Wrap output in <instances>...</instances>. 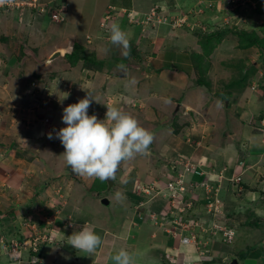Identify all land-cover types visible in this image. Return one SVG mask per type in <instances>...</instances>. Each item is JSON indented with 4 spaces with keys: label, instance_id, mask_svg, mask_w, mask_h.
I'll return each mask as SVG.
<instances>
[{
    "label": "crops",
    "instance_id": "obj_1",
    "mask_svg": "<svg viewBox=\"0 0 264 264\" xmlns=\"http://www.w3.org/2000/svg\"><path fill=\"white\" fill-rule=\"evenodd\" d=\"M44 1L49 2L53 0ZM69 1L71 2L73 0ZM125 1L132 3V0L107 1L106 6L102 9L104 11L101 18L103 19L105 17L111 6L117 8L124 7L125 9L132 8L144 15L148 14L155 6L159 7L164 5L162 0H157L155 3L148 5L145 10H137L133 7V4L131 7H125ZM83 2H87V0ZM100 2L101 0H97L96 4ZM175 2H177V5L179 4L178 1ZM82 9L83 8L80 6L77 19L74 18L75 11H73L70 13V17L67 19L69 21L66 24L56 26L53 25L50 19L45 20V18L35 14V16H32L28 11L24 14L23 19V11L5 14L4 20H0V40L4 37H6L7 41H9V39L12 40L11 43L14 40H19L20 44L25 47L23 50L24 53L36 57L41 53V49L37 48L40 47L41 43L38 42L37 36L33 37V34L39 33L43 36L42 38L46 37L53 42L56 38L60 39V35H67L68 33L75 36L62 39L61 43L65 46H60L59 50H69L73 45L70 43L68 46L67 41L75 37L79 39L80 21L78 19L81 16ZM122 16L123 15H117L116 19L111 21L109 25L113 23L118 24L121 30L127 34L130 48L133 46V48L136 49L135 53L130 52L129 60L125 63V67L129 66L128 73H135L139 76L137 84H135L136 88L138 91L143 92L149 85L143 82L145 77L151 80L155 74V78L161 80L163 88L166 87L168 91L164 90V96H162V98L159 97V93L153 91L150 93V96L142 94L135 98L128 96L124 92L114 93L111 96L119 95L125 97L127 100L134 101L132 103L134 108L130 104L123 107L128 111H136L140 104H143V106L150 105L152 107L153 113L157 114L160 122L155 128L148 127L145 129L153 134V132L157 131L161 126L162 128L169 126V140L164 142L163 145L172 150V152L177 153L172 160L174 163L169 166L159 161L161 158L160 156L157 160H153L149 158V155L148 159L138 158L135 162H132L131 170L127 172L128 180L126 181V187H121L123 188L121 189L123 192H120L121 199L126 202V206L119 214L124 211H126V213L124 212V218L118 224V230L114 225L113 218H110V215L112 213L115 214V212H111V209L108 211V208H112L113 201L111 197L109 198L105 195L107 188L97 189L95 191L91 190L87 187L88 185L85 181V177L87 176L77 177L76 175L77 180L72 177L74 174L71 173L70 167L69 173L66 175L68 179L66 182L60 183V179L64 176L61 177L55 173L49 174L48 169L42 162V148L36 147V151H39L38 154L27 153L26 149L21 145L17 146L15 143L4 145L3 142L5 137H3L4 139L0 141V203L3 202L2 200L9 201L10 199H20L26 202L23 203L24 206L28 203L34 205L35 202L33 203V201H36L37 204L41 203L44 206V204L53 200L54 204L49 203L51 207L49 210L51 211V209H54L55 211H52H54L55 214L53 218L50 217L48 223L52 224V228L49 229L48 233L52 237V242L42 247V251L38 258L40 264H47L45 260L50 259V256L53 255L52 251L54 245L64 244V246H71L68 244L67 238L74 232L81 231L84 225H87L89 229L101 237L102 244L94 253L90 254L84 252V256H82L81 259L78 257L74 258L73 260H75L76 263L82 260L84 264H115L112 257L117 254L120 249H125L132 255L133 264H149L146 261L150 260V252L156 254V259L151 261L150 264L214 263L216 262L214 261V257L213 259H209L213 254L211 251L203 255L196 248V245L183 244L180 237H176L169 232L174 230V227L169 222L171 217L175 218L180 216H178V212L175 209L176 211H174L173 214H168L170 215L168 220L163 219L161 213L166 206H168V202L163 194L158 193V190L164 189L165 186H162V184H164L165 180L166 183L171 180L168 179L167 176L172 170L177 177L179 173L184 170V166L181 165L182 161H189L196 167L198 173L186 176V180L191 183L192 181L196 182L202 186V188L187 193V196L185 195L188 201L194 203L192 207L195 208V206L198 205L195 200H192V197L202 198L204 191L208 192L206 189L207 187L209 188L210 185L213 188V196H215V190L218 189V191H220V198L224 205H226L230 199L234 201L233 203L240 204V208H237L236 205L235 209L243 217H245L243 214L246 212L244 208H247V206L249 207V205H254L257 201H261L260 209H253L256 217L264 219V192L263 194H259L258 198L255 196V193H257L256 189L260 188V190H262L260 185L264 184V92L262 93L263 97L260 98L251 89L246 90L243 95L237 94V91L227 100L222 99V95L218 94L219 92L212 97L210 95L208 96L205 92H197L200 89L199 86H201L196 77L198 68L192 59L193 55L189 53L191 51L188 49L185 50L186 48H182V46L180 47V44L187 39V37L182 39V36L186 33L181 30L180 32L170 31L166 25L159 26L160 28L156 29V33L154 32L155 30H152L151 33L149 31L150 27L143 31L142 27L130 25L127 19ZM101 22L102 20L99 22V28L102 32V36H100L99 39L96 40V37L94 38V33H89L85 38H80L78 42L87 49L91 48L92 51H89V49L88 51L95 52L96 59L102 62L100 64H104L108 67L109 63L107 61L110 59H102L99 55L104 52L103 50L109 51L112 43L104 42L108 40V38L106 40L104 39L108 34L106 35L104 33L105 29H101ZM89 24L91 27V22H89ZM85 26L86 22L84 20L82 28H85ZM20 28H22V34H20ZM107 30L109 32L110 28ZM131 31L134 32L132 36L129 35ZM145 37L147 40H145ZM26 39H29V42H25L24 40ZM100 40H103L104 44L99 43ZM33 42L40 45L31 47ZM4 45L7 44L1 41L0 47ZM28 48L30 50H28ZM114 48L118 52V60L124 61L125 57L122 56V48L117 45H114ZM191 49H193L195 55L198 56L204 53L199 43L197 46H191ZM0 51L2 50L0 49ZM5 52L6 51H4L3 54H5ZM31 52L33 53L31 54ZM70 52L71 51H67V53ZM66 54H64V56ZM50 55H53V53ZM2 59L4 60V58ZM116 63L121 65L124 62L121 63L120 61H116ZM207 65L208 64L204 62L205 68ZM102 67L103 70H107L105 66ZM207 68L208 71L211 72L212 66L211 68ZM0 70L3 73L5 71L4 66L2 67L0 65ZM107 72L109 73L105 75V82L100 85L101 89L104 91L106 90V84L113 80V75L111 74H114L115 70L112 68L110 71L107 70ZM127 77L128 81L129 76ZM205 88L210 90L208 87ZM189 90L194 91L195 94L200 93V97L203 95L205 96L201 98L200 103H194L193 105L191 104L190 107H185L188 104V98L192 99L194 97L189 96L190 94L187 93ZM224 92L228 91L224 89ZM174 93H178V96L173 97ZM206 96H208L209 102L207 98L203 100ZM151 99H155L156 102ZM168 100L172 103L170 107H168L169 105L166 103ZM215 100L222 104L221 108L218 107V103ZM202 101L206 104V107L203 105ZM155 103L158 108L156 110L152 106ZM175 106H177L176 112L174 111ZM183 106L186 108L184 111L181 109ZM7 112L8 111H6V113ZM6 113H1L0 111V115ZM235 113H237V115ZM47 144L45 146H47ZM25 147L27 148V145H25ZM24 151L29 158L21 155ZM151 155L155 157L157 153L154 151ZM46 161H48V159ZM119 169L120 167H118L116 175ZM159 171H161V173H158ZM238 177H240L242 181L241 194L235 193L233 186L234 182H232ZM173 179H175V177ZM80 183L85 185L83 189ZM55 185L56 188L54 190ZM137 185L140 186L139 190L136 188ZM203 186H205L206 189ZM144 188L151 189L149 194L142 192ZM245 188H248V190L244 191ZM26 189H30L29 192H31V194L27 192ZM52 189L54 190L53 194L48 193L51 192ZM83 190L86 192H83ZM60 191H62L63 195H59ZM205 197L206 196L203 198L205 199ZM105 198L109 200V205H104L102 203ZM203 198L200 199V202L205 204ZM90 199L93 200L90 201L93 206L88 205V208H86L85 205ZM237 200H240L241 203H238ZM114 203L116 204H114V206L121 205V203L117 202V199H114ZM102 207L104 208L103 211L100 209ZM189 213H196V211L191 208ZM39 215L41 216V214H37L36 216ZM151 215L158 216L159 221L156 223L155 220H152ZM250 218L251 217L248 216L242 219L245 227L248 226L246 222H249V225H251V223H254L255 226L260 224L264 225V223L260 222L256 224V219L252 217L250 220ZM41 219L45 220V217L41 216ZM53 227L58 230L57 234H55L56 232L51 233ZM248 227L250 228V226ZM234 228H236L239 236L238 224L234 225ZM255 231L259 234L253 239V244L256 247L258 246V249L254 248L247 254H244L243 264H261V260L264 257L259 249V245H264V243H261L263 241L262 231L260 228H256L253 233ZM244 233L245 232L241 234V238L246 234ZM250 238L247 239V236H245L244 240L250 241ZM215 244L218 243H214V246ZM250 245H248L247 249ZM168 246H171L172 249L169 250ZM143 250L146 254L145 257ZM167 256L169 258H167ZM231 257L234 256L231 255L228 258L227 256H223L222 259L227 260ZM85 260H88V262L85 263ZM21 264H25V262ZM240 264L242 263L240 262Z\"/></svg>",
    "mask_w": 264,
    "mask_h": 264
},
{
    "label": "rangeland",
    "instance_id": "obj_2",
    "mask_svg": "<svg viewBox=\"0 0 264 264\" xmlns=\"http://www.w3.org/2000/svg\"><path fill=\"white\" fill-rule=\"evenodd\" d=\"M83 1L85 0H73L71 1L72 4L69 0L49 1L52 2L54 5L50 13L51 21L55 26L66 24L69 21L67 19L68 17H70V13L73 11H75L74 18L77 19V17L79 16V8L81 6L83 9L81 11L80 18L78 19L80 21L78 34L79 39L85 38V36L89 33H94L95 35L93 36L94 38L96 37L95 39L97 40L100 38V36H102V32L99 28V22L100 20H102L101 16H103L102 13L104 11L102 9L104 6H106L107 1L109 0H101V2L98 4H96L97 0H87V2ZM155 1L157 0H132V3L125 1L124 4L125 7H131L133 4V7L135 9L145 10L148 5H150L151 3H155ZM162 1V3L164 4L162 5V7H165V9L160 17H162V20L167 19L166 26L170 31L180 32L181 30L186 33L184 34V36H182V39L186 37L187 39L180 44V47L182 46V48H186L185 50L188 49L189 51H191L188 52L193 55L192 59L195 64L197 63V61H200L201 57L195 55V51L191 49V46H197L199 43L200 47H202V44L200 43L201 39L199 36H202L204 34L206 35L212 32H221L223 35L222 42L216 45L214 52H212L211 54V57L209 59L207 58L205 61L209 65H207L206 67L211 68L212 66L211 72L206 70V73H200L199 71L198 73H196V77L198 78L197 81L207 80V83L210 86V90H207L205 86H199L200 89L197 92H205L208 96L210 95L211 97L218 92L219 95H224V86L227 83L226 81H229L233 76L235 77L236 71L238 72L240 68H247L250 75L252 74L249 80L250 84L248 83L250 89L254 93H256L260 98L263 97V90H261V87H263L262 84L264 85V67L262 66V60L260 56L261 54L258 48L256 47L246 50L243 49L240 46L239 37L236 33L240 31H246L248 33L256 31L259 37H263V29H261V27H264V13L261 9L258 8V3H261V6L264 7V0H229V2L228 0ZM175 1H178L180 5H177V2ZM47 3V1L40 0V4L42 6L39 8L41 9ZM160 7L161 6H159V9L161 10ZM55 14H59L60 17L58 19H54L52 16ZM39 17H41L40 14ZM4 18H0V20L3 21ZM84 20L86 22V26L85 28H82V23ZM89 22H91V27ZM153 25L154 23L149 25V31L152 33V30H155L154 32L156 33V29H159L160 27L158 25ZM107 29L108 28L105 29L104 33L107 32ZM133 33L134 32L131 31L129 35L132 36ZM20 34H22V28H20ZM35 36H37V40L39 43H41V45L33 42L31 47H36L37 45H40V47L37 48L41 49V53L36 58L39 61L33 59L32 55L27 56V54H24L23 52L20 53L23 50V46L22 44H20L19 40H14L12 43L10 41V44L0 47V49L2 50L0 51L1 61L2 58H4V61L1 62L2 64L0 63V65L2 67L4 66L5 68V71L3 73L0 70V111L1 113H6V111H8V116L7 113L0 115V141L4 139L3 137H5L3 142L4 145H9L12 143H15L17 146L21 145L23 146V148L26 149L27 153L29 152L31 154L39 153V151H36V147L42 148V162L44 166L48 169L49 174L55 173L56 175H60L61 177L64 176L60 179V183H64L68 179V176L66 175H68L69 173V166L66 164L65 160L61 156L64 153L65 149L59 140H56L55 138L52 140H48L47 134L49 132H52L53 129L59 130L63 127H66L67 125L62 122V116L60 117L59 115H63L64 108L68 107L69 105L78 103L81 99L85 98L88 93L94 98L92 99V103L88 110L89 116L96 115L98 120H105L107 112L106 105H109L116 106L121 109L124 113L134 117L138 121L139 125L143 128H155L159 125V118L157 114L153 113V109L150 105L143 106V104H140L136 111H128L126 110V108L123 107L129 104L133 107L132 103L134 101H131L129 99L127 100L125 99V97L119 95L111 96L114 93L124 92L128 96L135 98L141 96L142 94H144L145 96H150V93L153 91L159 93V97L162 98V96H164V90L168 91V89L166 87L163 88V84L161 83L162 81L155 78L154 73L153 79L148 80V77H145V80L143 81L144 83L149 84L148 87L144 89L143 92L138 91L135 84H137L139 76L135 73H128L129 66L125 67V63L128 62L129 56L128 58H125L123 61L124 63H122V65H124V69H119L117 67L118 64L116 63V61H120L118 60V52L115 50L114 45L111 44V48L109 51L103 50L105 53L103 52L101 55H99V57L102 59H110L107 61L109 63L108 67L104 64L98 65L105 66V69H107L108 71L113 68L115 70V73H110L111 75H113V80L106 84L105 91H101L100 85L101 83L103 84V82H105V75H107V73L109 72H107V70H101L100 68L91 72L88 71L85 66L83 67L82 63H80L76 67L68 65L66 59L64 58V54H66L67 51H72V47L69 50L65 49L66 51L62 50V56L59 59L57 58L56 62L47 63V61H49L52 56L50 55L51 53L54 54V52L56 53V51L59 50L60 46H65L61 43L62 39L70 38L71 36L75 35H71L68 33L67 35H60V39L56 38L53 40V42L51 41V39L48 40L46 37L42 38L43 36L39 33H36L35 35L33 34V37ZM107 38L108 40H106ZM79 39L78 37L71 38L70 41H67L68 46L70 43L72 45H74V43H79ZM104 39L106 40L104 41L105 43L110 42L109 35L106 36V38ZM145 40H147L146 37ZM24 41L29 42V39H26ZM104 42L103 40L99 41V43L102 44H104ZM88 49L89 51H92L91 48ZM28 50L30 49L28 48ZM4 51H6L5 54H3ZM32 53L33 52H31V54ZM131 56L134 57L133 55ZM27 57L31 59L28 60ZM19 63L20 65H18L17 67L16 64ZM253 65L254 67H252ZM237 67L240 68L237 70ZM127 76H129L128 81ZM133 79H135L136 83L134 85L129 84V82ZM126 84H129V87L126 88ZM237 88H239V86H236L234 90H236ZM187 93L190 94L189 96L194 97L192 99L188 98V104L185 107H190V105H193L194 103H200L201 98L205 96L203 95L202 97H200V93L195 94L194 91L190 90ZM177 96L178 93L173 94V97ZM208 96H206L203 100H205ZM151 100H154V102H156L155 99ZM207 100L209 102L208 98ZM216 102L218 103V107L221 108L222 104L218 101ZM167 105H169L168 107H170L172 106V103H167ZM203 105L206 107V104L204 102ZM152 106L155 110L158 109L156 103ZM183 107H181V109H183L184 111L186 108ZM176 110L177 106H175L174 108L175 112ZM235 114L237 115V113ZM168 128L169 126L164 128H162L161 126L157 131L153 132L154 139L152 144L149 146L147 154H137L134 158L123 162L122 165L119 166L120 169L117 175H115L114 180L101 182L99 179L94 177H85V181L88 185L87 187H89L91 190L95 191L97 189L107 188L105 191V195L109 198L111 197L113 201V206L112 208H108V211L111 209V212H115V214L112 213L110 215V218H113L112 220L117 229L118 224L124 218V212L126 213V211H124L119 214V212L122 211L126 206V202H124L120 198L121 200L119 199L117 200V202L121 203V205L114 206V199H116L117 192H123L121 190L123 188L121 187H126V181L128 180L127 172L131 170L132 162H135L138 158L148 159L149 155V158L153 160H157L160 156V159L162 160L159 159V161L161 163H166L169 166L174 163V161L172 160L177 153L172 152V150L166 148V146L163 145L164 142L169 140L170 129ZM46 144L47 146H45ZM25 145H27V148L25 147ZM151 151H155L157 153V155L155 156L156 158L152 157L151 154L153 153H151ZM27 153L22 152L21 155L23 157L29 158L27 156ZM47 159L48 161H46ZM158 173H161V171H159ZM72 177L76 178V176ZM174 177L176 178V174L172 170L171 173H169V175L167 176V178L173 179ZM185 183H187L188 188L190 184L199 186L198 183L193 181L191 183L188 182L186 179ZM166 184L167 183L165 180L164 184H162V186H165L164 189L167 188L168 184ZM83 186L85 185L81 184L82 189ZM260 187L262 188V190H260V188L256 189L258 194L255 193V196H257V198L259 194H263L264 192V184L260 185ZM55 188L56 185L54 187V190ZM200 188H202V186H200ZM26 190L27 192L30 191V189ZM54 190L52 189V191L48 193L53 194ZM206 190L208 192L204 191L202 196V198L206 196L205 199L203 198L205 202L208 201L209 198H215L212 192L213 188L210 185L209 188ZM83 192L86 191L83 190ZM29 193L31 194V192ZM185 193H183V196ZM218 194L219 195L217 196V198L221 202L222 200L220 199V191ZM59 195H63L62 191H60ZM177 199L181 201L182 204L180 203V206L185 210L187 202L183 201V198L181 199L180 197ZM192 200L199 202L195 199V197H192ZM2 201L3 202L0 203V264H9V253H11L13 257H15L16 253H14V250L17 252V254L21 251H28L31 245L30 240H32L31 238H29L31 237V235L34 237L39 236L41 240L45 237L48 238L50 236L48 233L49 229L52 228V224L48 223L50 221V217L53 218L55 210H49V208H51L49 206V203H53V200H51L49 203L44 204V206L41 203L37 204L36 201H33V203L35 202L34 205L28 203L26 204V206H24L23 203L26 202L21 201L20 199H10L9 201ZM90 201L93 200L90 199L88 201V203L85 205L86 208H88V205L93 206ZM237 201L238 203H241L240 200ZM233 202L234 201L230 199L229 203L234 204ZM189 204L191 205L190 202ZM205 205L206 204H204V206L200 204L198 206L197 211L199 213L201 211L200 215L198 216L201 217L200 219H202V228L210 233L212 230H214V225H216L217 223H213L209 227L205 226V222H210L211 220L209 217L211 215L209 214V208H206ZM260 205L261 201H257L254 205H249V207L247 206V208H244V210H246L245 214H247L249 210H253V208H259ZM192 208L194 209V207ZM100 209L101 211H103L104 208L102 207ZM175 209L178 212V209ZM175 209L174 211H176ZM37 214H41V216H44L45 220H42L40 215L36 216ZM248 216L249 214L245 215V217ZM245 217L242 216L241 219L237 218L235 220L233 219L231 223L229 222L230 224L228 226L231 227H234V225L236 224L241 225V230H239V236L238 232H236V236L234 237L235 242L231 244L218 243L215 244L213 248L211 247L210 250L213 254L209 259H213L214 257V261H216L212 264L225 262L228 259L223 260V256H227L228 258L231 255L237 257L238 260L243 264V255L247 254L254 248L258 249V246L256 247L253 244V239H255V237L259 234L257 231L253 233L256 228H260V230L262 231L263 241L261 243H264V225L260 224L255 226L254 223H251V225H248L250 226V228L248 226H242V219H244ZM38 221L44 222L46 226L42 227V224L38 225ZM260 223H264L263 218ZM35 225L38 226V234L36 235L34 231ZM54 232H56L55 234H57L58 230L54 229L53 227L51 233ZM243 232H245L246 234L244 233L245 235H243L241 238V234ZM245 236H247V239L251 237L249 239L250 241H245ZM26 242L27 244L24 247L23 243ZM20 244H23V246H20ZM248 245H250V247L247 249ZM53 247V255L50 256V259H46L45 263L84 264L82 260H80L78 263L73 260L76 257L81 259V257L84 256L83 251H78L72 246H64V244L54 245ZM259 247V249L261 250L260 252H262L264 255V245L261 244L259 245ZM168 248L169 250L172 249L171 246H168ZM143 253L145 257L146 254L144 250ZM155 255L156 254L154 252H150V260H147L146 262L150 264L151 261L156 259ZM167 258L169 257L167 256ZM87 262L88 260H85V263ZM261 264H264V257L261 260Z\"/></svg>",
    "mask_w": 264,
    "mask_h": 264
},
{
    "label": "clouds",
    "instance_id": "obj_3",
    "mask_svg": "<svg viewBox=\"0 0 264 264\" xmlns=\"http://www.w3.org/2000/svg\"><path fill=\"white\" fill-rule=\"evenodd\" d=\"M4 2L5 0H0V4ZM109 8V11L102 19L101 29L110 28L109 32L107 30L105 34L109 35V40L113 45H117L122 48V55L125 58H128L130 55V44L127 34L121 30L118 24L113 23L109 25V23L115 20L117 15L123 14V16L127 19L126 13L123 11H130L134 9H125L124 7L117 8L115 6H111ZM28 12L32 14L33 10ZM108 15H111L113 18L108 20L105 26L102 27V23ZM23 17L24 15H22V19ZM24 48L25 47L23 46V50ZM23 50L20 53H24ZM27 56H29V54H27ZM27 58L31 59L29 57ZM32 58L36 60L37 56H32ZM3 61V59L2 61L0 59V63ZM117 67L121 70L124 69V65L122 64L117 65ZM135 83V79L129 82L131 85H134ZM129 84H126L125 87H129ZM92 99L94 98L88 93V95L81 99L78 103L64 108L62 122L67 126L59 130L53 129L52 132L47 134V138L50 140L55 138L61 142L65 149L61 156L65 160L66 164L71 168L74 175L87 176L90 178L94 177L99 179L101 182L114 180L118 167L121 163L134 158L137 154H147L154 137L152 133L141 127L134 117L124 113L116 106L106 105L107 112L105 120H98L96 115L89 116L88 110L92 103ZM170 102V100L166 101V103ZM214 192L216 194V190ZM120 198L121 193L117 192L116 199L119 200ZM195 199L200 202L198 197H195ZM221 202L224 209L225 205L223 201ZM202 205L204 206V204ZM168 217L163 219L168 220ZM219 225L227 226L237 232L236 228L226 225L223 221H221ZM210 233V235H212V231ZM67 241L74 249L90 254L94 253L102 244L101 237L89 229L87 225H84L81 231L74 232L67 238ZM212 241H214V243H226L224 241H220L219 239L217 240L215 237L213 238V235ZM233 242L234 240L231 243ZM48 243L51 242L40 244L37 252H34L30 247L27 252L21 251L18 254L14 250V253H16L15 257H13L11 253L8 254L9 263L21 264L25 262V264H34L32 261H36L35 264H40L38 261L39 254L42 251V247ZM20 246H23V244ZM112 259L115 264H133L132 255L125 249H120L118 253L112 257Z\"/></svg>",
    "mask_w": 264,
    "mask_h": 264
},
{
    "label": "built area",
    "instance_id": "obj_4",
    "mask_svg": "<svg viewBox=\"0 0 264 264\" xmlns=\"http://www.w3.org/2000/svg\"><path fill=\"white\" fill-rule=\"evenodd\" d=\"M229 2V0H228ZM42 5L40 4V0H5L4 3L0 4V9L2 8H7V11H15V10H20L23 11V15L25 14L26 11H34V9H38V11L40 12V14H45L46 13V9L45 6L42 7L41 9L39 7H41ZM161 10L159 9L158 6L152 8L151 12L149 14H141L138 13L134 10H124L123 12L126 13V17L127 20L129 22L130 25H135L138 27H142L143 31H145L149 25H151L152 23H154L153 26H160V25H167V19L162 20V17H160L165 9V7H160ZM42 10V12H41ZM114 10V8H113ZM54 19H58L60 17L59 14H55L52 16ZM113 17L111 15H108L103 23H102V27L105 26L106 22L110 19H112ZM208 28V26H207ZM206 28V30H207ZM205 30V31H206ZM182 166H184V170L178 175V177L176 178V180H171L168 185L167 188L165 189H159L158 193L159 194H163L164 197H166V199H168V206H166L165 210L161 213L163 218L168 217V214H173L174 213V209L177 208L178 209V216L180 217H175L172 218L170 220V224H172V226L174 227V230L169 231L170 233H172L173 235H175L176 237H180L181 242L183 244H193L196 245V248L199 250V252L201 254H204V250L203 247L207 246V244L210 243V241L212 242V239H209V236L206 235L204 236H199L198 234H195V231H197V229L201 228V225L199 222H193V221H189V220H184L182 217L186 216V214L188 213V211L192 208L193 206V202L190 201L191 205L189 204V202H187L186 204V208L185 210L183 208H181V201L177 198H183L185 195H187L188 190L191 191H195L196 189L199 188L198 185H189V188L187 187V183H185V179L186 176H190V175H194L197 174L198 171L196 169L195 166H193L190 162H183L181 163ZM232 182H234V184L238 187L241 183V178H235ZM205 185V184H203ZM136 188L139 190L140 186L137 185ZM208 189V187H207ZM151 189L150 188H144L143 189V193L149 194V191ZM186 192V193H185ZM239 192H241V188L239 187ZM183 193L184 196H183ZM218 196V189L216 190V194H215V198H209L208 201H206V208H209V212H211L213 214V216L215 215H219L223 213V205L222 202H220V200L217 198ZM184 201V198H183ZM179 203H181L179 205ZM179 205L180 207L176 206ZM168 208V209H167ZM171 210H170V209ZM152 220H155V222L157 223L159 221V217L156 215H151ZM216 227H214V230H212V235L213 238L215 237L217 240L219 239L220 241H224L226 243H231L234 240V237L236 236V232L227 227V226H221L219 224L214 225ZM34 231H35V235L38 234L37 233V229L38 226L35 225L34 226ZM44 229V228H43ZM176 229V230H175ZM202 231H206L205 229L202 228ZM207 232V231H206ZM40 235V234H39ZM37 237V238H36ZM32 236L29 237L32 240H30L31 245L30 248L33 249L34 252H37L39 249V245L42 243H46V242H52V237L49 236L48 238H44V239H40L39 236ZM24 247L27 244L23 243ZM21 245V244H20ZM32 263H36V261H32Z\"/></svg>",
    "mask_w": 264,
    "mask_h": 264
},
{
    "label": "trees",
    "instance_id": "obj_5",
    "mask_svg": "<svg viewBox=\"0 0 264 264\" xmlns=\"http://www.w3.org/2000/svg\"><path fill=\"white\" fill-rule=\"evenodd\" d=\"M53 3L52 2H48L46 5H45V9H46V13L45 14H40L38 9H34L33 13H32V16H35V15H41V17L45 18V20H51V16H50V13H51V9L53 8ZM258 8L261 9L264 13V7L261 6V3H258ZM13 12H16L13 11ZM17 12H20V11H17ZM0 18H4L6 15L5 14H8V13H12V11H7V8H2L0 9ZM26 13V12H25ZM35 14V15H34ZM261 29H263V37H259L256 33V31H252L250 33L246 32V31H240L238 33H236L239 37V43H240V46L243 48V49H250V48H258L259 52H260V56H261V60H262V66L264 67V27ZM4 37V36H3ZM201 41L200 43L202 44V48H203V54L202 55H199L200 58V61L195 64L196 67L198 68V71L200 73H206V70L207 67L205 68L204 67V62L206 61V59L210 58L211 57V54L212 52H214L215 48H216V45L221 43L222 42V38H223V35L221 32H212V33H209V34H204L202 36H199ZM1 41H3L5 44H10L9 42L12 41L9 39V41H7L6 37L2 38ZM136 49L133 48V46H131L130 48V52H133L135 53ZM63 52V51H62ZM6 53V52H5ZM64 58L66 59L68 65H71L72 67H76L77 65H79L80 63L83 64V67L85 66V68L88 70V71H95L97 70L98 68H100L101 70H103V67L98 65L100 63H102L101 61H98L96 59V53L95 52H89L88 49L86 47H84L83 45L79 44V43H74L73 47H72V51L70 53H67ZM120 62L122 63L123 61L120 60ZM19 64H16V66L18 67ZM209 66V65H208ZM254 67V65L252 66ZM240 68V67H239ZM238 67L236 68L237 70L239 69ZM252 76V74L250 75V73L248 72L247 68L246 69H242L240 68V70H238V72L236 71V75L235 77H231V79L229 81H227V83L225 84L224 86V89H226L228 92H224V95H222V99L224 100H227L231 95H233V93H236L237 91V94H241L243 95L245 92H246V89L247 90H250V86H249V80H250V77ZM263 82H264V77H263ZM249 83V84H248ZM199 84L201 86H205V87H208V89H210V86L209 84L207 83V80H199ZM236 86H239V88H237L236 90L235 87ZM263 87H261V90H263L264 92V85L262 84ZM102 90V89H101ZM60 117L62 116V114L59 115ZM25 152V151H24ZM73 176H76V175H73ZM172 180H175V179H172ZM234 186V190H235V193L236 194H240L239 192V187H241V183L240 185L237 187L235 184L233 185ZM245 191L248 190V188L244 189ZM189 192V190H188ZM184 198V201L186 202H190L187 200L186 196L183 197ZM198 203V205L195 206L194 208V211H196V213H189V210L187 215L186 216H183L182 218L184 220H189V221H193V222H199L200 225H201V220L200 219L201 217H199L198 215H200V213L197 211L198 209V206L200 204H203L201 202H196ZM236 205H237V208H240L239 207V204L237 203H234V204H230L229 202L226 203L225 205V208L223 209V213L225 214H219V215H215L213 216V214L211 212H209V214H211L209 217H210V222L209 221H204L205 222V226L206 227H209L211 224L213 223H217L219 224L221 221H223L226 225H229L232 220L234 219H241V214L238 213V211H236ZM235 206V207H234ZM206 207V206H205ZM253 212V214H252ZM247 214H249V216L252 218H255L256 219V224H258L262 219H260V217H256L254 215V209L253 210H249L247 212ZM245 214V215H247ZM173 217H171L172 219ZM250 218V220H251ZM248 220V221H250ZM230 222V223H229ZM248 223L249 225V222H246ZM42 224V227L46 226L44 222L42 221H38V225H41ZM245 224H243L242 226H244ZM238 229L241 230V225H238ZM203 233H204V236L208 235L209 236V239H212V235H210L209 232H206V231H202V225H201V228L200 229H197V231H195V234H198L199 236H203ZM211 245H212V248L214 246V241H210V244H207V246L203 247V250H204V254L206 255L209 251H211ZM203 254V255H204ZM206 264H212L210 262H207Z\"/></svg>",
    "mask_w": 264,
    "mask_h": 264
},
{
    "label": "water",
    "instance_id": "obj_6",
    "mask_svg": "<svg viewBox=\"0 0 264 264\" xmlns=\"http://www.w3.org/2000/svg\"><path fill=\"white\" fill-rule=\"evenodd\" d=\"M61 56H62V52L61 51H57L56 53H54L51 56V58L49 59V61H47V63L56 62L57 58L59 59ZM36 60L39 61L38 59H36ZM152 153H154V151ZM102 203L104 205H109L110 204V202H109V200L107 198L103 199ZM218 264H240V261L236 257H231L227 261L221 262V263H218Z\"/></svg>",
    "mask_w": 264,
    "mask_h": 264
},
{
    "label": "bare ground",
    "instance_id": "obj_7",
    "mask_svg": "<svg viewBox=\"0 0 264 264\" xmlns=\"http://www.w3.org/2000/svg\"><path fill=\"white\" fill-rule=\"evenodd\" d=\"M62 52V51H61Z\"/></svg>",
    "mask_w": 264,
    "mask_h": 264
}]
</instances>
